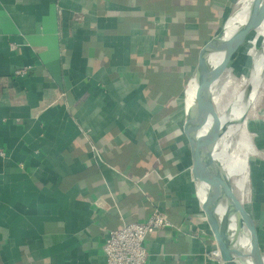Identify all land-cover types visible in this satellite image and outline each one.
Masks as SVG:
<instances>
[{
	"label": "crops",
	"instance_id": "1",
	"mask_svg": "<svg viewBox=\"0 0 264 264\" xmlns=\"http://www.w3.org/2000/svg\"><path fill=\"white\" fill-rule=\"evenodd\" d=\"M218 1L0 0V264H106L107 233L156 207L175 227L148 236L147 264H217L186 110L200 52L239 3ZM218 94L222 108L225 78ZM247 126L264 251V98Z\"/></svg>",
	"mask_w": 264,
	"mask_h": 264
},
{
	"label": "bare ground",
	"instance_id": "2",
	"mask_svg": "<svg viewBox=\"0 0 264 264\" xmlns=\"http://www.w3.org/2000/svg\"><path fill=\"white\" fill-rule=\"evenodd\" d=\"M255 1L256 0H239L235 12L229 16L225 23V31L217 43V48L212 49L208 52H206L205 50V57H203L205 62L203 63V65H199V68L197 67L196 76L193 80L195 81L197 87L192 90V95L198 96V90L200 87V80L202 79L201 77L203 76V71H205L206 69L209 72L212 71L213 67L219 65L223 58H225V53L230 50L231 60L226 71H228L229 67L234 64L241 65L245 62L249 64V69L247 72L248 75L242 81V85L244 87L241 89L243 91L240 94L241 100L239 99L238 101H241V103L243 102L245 103L244 105H246V103L248 102L247 100L251 99L254 89L250 93H248V96L246 97V86L249 83H254L257 79L258 57L261 51V46L262 44H264V23L260 27H256L250 22V17L253 10L255 8L260 9L264 7V0H261V2L257 4V6ZM225 72L219 78V80L225 78L224 95H226V90H228L229 86L233 83V81H235L236 77V74L234 75L232 74V72H230L229 74H225ZM251 76L252 78H250ZM218 81L212 86L211 95L213 99L211 100L212 102H210L212 103V105H214V109L218 110V112L222 115L223 120L227 122L228 130L217 144V148L215 151V157L217 158V161H215L214 167L217 171L222 172L229 178V192L227 194L224 192H211V190L206 187V185L200 182L198 184L199 194L203 202L206 201L209 195H213V199L215 201L212 205V213L219 226V234L222 239H224V237L226 236L234 239L228 244L232 259L230 261L225 260L220 247L218 248L220 251L221 259L217 254L216 257L221 261L222 264H249L248 259L244 255V245L246 241L251 238L253 229L252 223L254 220L252 221L250 219L249 216H251V213L245 209V204L237 196L235 189L238 188V190L242 194L246 192L247 184L249 181V156L255 153V149L253 146L252 138L249 135L246 122H243L238 127V132L236 130V127L234 126L235 121L238 120V117L236 118L238 109L235 108L229 111V104H226L227 102L225 97L223 100L226 103L224 102L221 108V99L218 94ZM241 90L239 91L241 92ZM196 104L197 101L195 99V101L186 110L187 124L189 123L188 121H190L193 117ZM208 107L205 108V110L209 113V121L205 127V131H207L212 125V118L214 117L213 108H210V110H208ZM235 133H238L240 137L238 144L237 142L235 144L232 141V137ZM237 146L243 149L241 151H237ZM234 194L237 196L236 201L234 200Z\"/></svg>",
	"mask_w": 264,
	"mask_h": 264
},
{
	"label": "water",
	"instance_id": "3",
	"mask_svg": "<svg viewBox=\"0 0 264 264\" xmlns=\"http://www.w3.org/2000/svg\"><path fill=\"white\" fill-rule=\"evenodd\" d=\"M261 0H256V6L260 3ZM250 22L255 25L256 27H260L264 23V7L258 9L255 8L252 12L250 17ZM225 25L221 29L220 33L212 39V41L206 46L202 48L199 56V65H203L205 60L203 59L204 52L211 51L212 49L217 48V43L224 34ZM264 44L261 46V51L258 57V75L257 79L254 83H249L246 86V97L248 93H250L253 89V95L246 105L245 103H241V101H234L232 105L228 107V110L231 111L235 109L236 105L238 106V113L236 118L238 120L235 121L234 126L238 132V127L243 122H248L249 116H251L257 105L259 104L260 100L264 98V51H263ZM225 58L221 61V63L215 67H213L212 71H203L202 79L200 80V87L198 90V96H196V108L194 110L193 117L190 121H188L189 125L187 124L186 132L188 135L189 141V153H190V167L192 173V179L194 183V188L196 192V197L198 201V208L200 214V220L206 226L207 232L215 238L221 248L223 257L225 260L230 261L231 252L229 250L228 244L232 242L234 239L231 237H224L221 238L219 234V226L216 222V219L212 213L214 199L213 195H209L205 202L200 197L199 194V183H203L208 187L211 192L214 193H228L229 192V178L225 176L222 172H219L215 169V161L217 158L215 157V151L217 148V144L221 140V138L225 135L228 130V124L222 118V115L218 112V110L214 109V105H212V86L219 80L222 74L226 71L228 64L231 60L230 54L231 51L229 50L225 53ZM253 76V75H252ZM252 76L250 78H252ZM192 82V81H191ZM189 83V85L191 84ZM188 85V87H189ZM205 96V98H204ZM205 99V100H204ZM247 99V98H246ZM211 101V102H210ZM210 104V106H209ZM209 106V107H208ZM213 106V107H212ZM208 107L213 108L214 117L212 125L210 128L205 131V127L209 121L208 112L205 108ZM237 134V133H235ZM235 134L233 135L232 139L234 138ZM235 195V194H234ZM234 200H237V196L235 195ZM250 219L253 221L252 216H249ZM252 235L251 238L246 241L244 245V255L248 259L249 264H264V251L260 245L259 235L257 233L255 223H252Z\"/></svg>",
	"mask_w": 264,
	"mask_h": 264
},
{
	"label": "built area",
	"instance_id": "4",
	"mask_svg": "<svg viewBox=\"0 0 264 264\" xmlns=\"http://www.w3.org/2000/svg\"><path fill=\"white\" fill-rule=\"evenodd\" d=\"M28 70L29 68L25 67L16 72L25 74ZM94 151L96 157L102 160V154L96 148ZM262 155L264 156V153ZM167 227H175V224L167 212L156 207L145 221H134L127 223L122 228L111 229L103 244L106 264H147L151 255L146 246L148 236ZM216 253L212 244H209L207 257L215 261L219 260Z\"/></svg>",
	"mask_w": 264,
	"mask_h": 264
},
{
	"label": "rangeland",
	"instance_id": "5",
	"mask_svg": "<svg viewBox=\"0 0 264 264\" xmlns=\"http://www.w3.org/2000/svg\"><path fill=\"white\" fill-rule=\"evenodd\" d=\"M248 69H249V64H247V62H245L244 64H234V65H231L229 67V70L225 72V74H229L230 72H232V74H236L235 76V81H233V83L229 86L228 90H226V95H225V99H226V104H229L232 105V103L234 101H238L239 99L241 100L240 98V94L243 92L241 89L244 87L242 85V81L245 77H247L248 75ZM235 84V86H234ZM241 90V92L239 91ZM231 103V104H230ZM236 109H238V106L236 105L235 107ZM248 128V126H247ZM249 130V128H248ZM249 135H251L250 131H249ZM252 138V137H251ZM239 135L238 133L235 134L234 138H233V143L238 144L239 142ZM243 148L237 146L236 150L237 151H241ZM255 149V148H254ZM260 152L255 150V153L254 154H251L252 156L254 155H258L259 156ZM250 155V156H251ZM249 156V172H250V161H251V157ZM250 175V174H249ZM249 178V177H248ZM248 184H247V188H246V192L244 194L240 193V191L238 190V188L235 189L236 193H237V196L242 200V202L245 204L244 207L245 209H249L250 212H252V202H253V198H252V184H251V179H248ZM254 220V219H253ZM256 222V221H254ZM256 224V223H255ZM257 233L260 231V229H257ZM262 230V229H261ZM259 235V234H258ZM210 237L212 238V236L210 235ZM211 244L213 246V249L214 250H217L219 246V243L218 241L215 239V238H212L211 240ZM216 263L217 264H222L221 261L217 260L216 259Z\"/></svg>",
	"mask_w": 264,
	"mask_h": 264
},
{
	"label": "trees",
	"instance_id": "6",
	"mask_svg": "<svg viewBox=\"0 0 264 264\" xmlns=\"http://www.w3.org/2000/svg\"><path fill=\"white\" fill-rule=\"evenodd\" d=\"M201 1H203V0H201ZM210 2H214V3H218V2H220V1H218V0H210ZM215 10H217V9H215ZM189 48H191V44H189ZM199 49V46H197V47H195V48H193L192 50H194V52L195 51H197Z\"/></svg>",
	"mask_w": 264,
	"mask_h": 264
}]
</instances>
